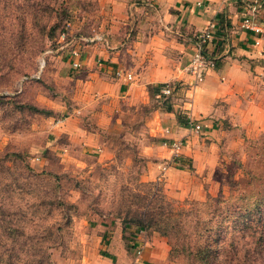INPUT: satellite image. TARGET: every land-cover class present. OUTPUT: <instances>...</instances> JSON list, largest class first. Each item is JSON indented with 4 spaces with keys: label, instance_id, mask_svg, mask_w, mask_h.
Returning a JSON list of instances; mask_svg holds the SVG:
<instances>
[{
    "label": "rangeland",
    "instance_id": "rangeland-1",
    "mask_svg": "<svg viewBox=\"0 0 264 264\" xmlns=\"http://www.w3.org/2000/svg\"><path fill=\"white\" fill-rule=\"evenodd\" d=\"M112 4L0 0V264H92L118 224L134 255L133 237L153 242L150 264H264V127L178 128L189 149L175 157L159 120L179 83L150 87L139 104L120 98L116 117L101 122L78 110L79 79L63 51L127 39L110 31ZM74 114L104 151L72 144Z\"/></svg>",
    "mask_w": 264,
    "mask_h": 264
},
{
    "label": "crops",
    "instance_id": "crops-1",
    "mask_svg": "<svg viewBox=\"0 0 264 264\" xmlns=\"http://www.w3.org/2000/svg\"><path fill=\"white\" fill-rule=\"evenodd\" d=\"M109 1L113 3L112 16L119 19L110 31L118 27L127 39L106 40L102 46L72 45L63 51L67 56L64 64L79 79V111L90 113L99 122L108 113L112 119L120 98L139 104L152 97L150 87L171 82L182 87L173 95L172 108L162 111L159 121L160 126L168 124L166 128L175 129L164 132L173 140L183 136L178 128L190 130L181 127L182 120L188 119L201 122L206 134L224 122L264 127V34L242 26L247 17L264 26V0ZM208 29L213 34L208 49L216 57L217 67L195 83L187 66L201 33ZM119 70L131 73L133 79L118 75ZM178 113L183 114L182 119L177 118ZM69 119L74 125L65 131L72 144L88 152L106 149L97 133L88 131L83 116L74 114ZM65 144L57 143L56 147L65 148ZM188 149L187 144L181 153ZM139 235L133 238L142 249L134 255L123 239L122 226L114 225L105 253L98 254L92 264L156 263L159 254L147 247L153 242L141 241L144 234Z\"/></svg>",
    "mask_w": 264,
    "mask_h": 264
},
{
    "label": "built area",
    "instance_id": "built-area-1",
    "mask_svg": "<svg viewBox=\"0 0 264 264\" xmlns=\"http://www.w3.org/2000/svg\"><path fill=\"white\" fill-rule=\"evenodd\" d=\"M242 26L243 28L253 29L258 33L264 34V26L252 18L247 17L244 20ZM65 35V32H63L62 37L65 38ZM212 38L213 34L209 29L201 33L196 51L190 60L189 67H187L188 71L193 76L195 83L203 81L206 73L210 70H214L217 67V59L212 53L209 52L208 49V45L210 43L209 41ZM260 38L261 37L256 39V44L260 43ZM117 73L118 75L125 74L129 80L133 79V75L131 73L124 72L123 70H119ZM162 92L171 93V88L169 85L163 88ZM190 130L198 132L200 130H204V126L201 122H196L191 125ZM167 132H169V128H167ZM163 144L171 148L175 157L182 154L181 152L185 146L182 138L174 139L171 142L164 140Z\"/></svg>",
    "mask_w": 264,
    "mask_h": 264
},
{
    "label": "trees",
    "instance_id": "trees-1",
    "mask_svg": "<svg viewBox=\"0 0 264 264\" xmlns=\"http://www.w3.org/2000/svg\"><path fill=\"white\" fill-rule=\"evenodd\" d=\"M182 122H184V121H182ZM138 229H139V228H138ZM164 232H166V230H164ZM180 248H181V247H180ZM200 249H201V248H200ZM200 249H199V255H198V259H199V260L202 259V254H201L202 251H201ZM240 254H241V252H238V255H240ZM248 257H249L248 254H243V255H242V258H244L245 260H246V259H249ZM217 258H218V256L215 257V260H216ZM229 258H230V257H229ZM238 258H241V257L237 256L236 259H238ZM230 259H231V258H230Z\"/></svg>",
    "mask_w": 264,
    "mask_h": 264
}]
</instances>
